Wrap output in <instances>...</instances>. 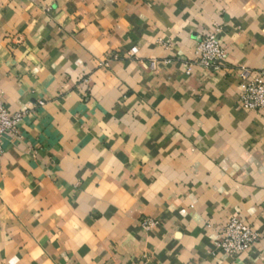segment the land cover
Masks as SVG:
<instances>
[{"label": "crops", "instance_id": "crops-1", "mask_svg": "<svg viewBox=\"0 0 264 264\" xmlns=\"http://www.w3.org/2000/svg\"><path fill=\"white\" fill-rule=\"evenodd\" d=\"M216 27L224 64H193ZM242 67L264 70V0H0V103L25 112L0 156V264H264ZM231 217L260 234L233 258L214 245Z\"/></svg>", "mask_w": 264, "mask_h": 264}, {"label": "built area", "instance_id": "built-area-1", "mask_svg": "<svg viewBox=\"0 0 264 264\" xmlns=\"http://www.w3.org/2000/svg\"><path fill=\"white\" fill-rule=\"evenodd\" d=\"M219 28L216 27L209 34L202 37L196 45L193 64L218 70L225 62L226 51L221 46L218 38ZM138 48L130 49L128 56L135 58ZM191 62L187 64L186 74L191 72ZM151 68L154 63L151 62ZM240 102L245 110L259 112L264 108V70L253 72L249 68L239 69ZM39 105H42L40 102ZM25 112H10L0 103V156L3 152V140L5 136L18 137V125L22 121ZM150 221H143L142 226L149 229ZM260 234L248 224L231 217L230 220L216 234L215 248L233 258L243 254L250 246L256 243Z\"/></svg>", "mask_w": 264, "mask_h": 264}]
</instances>
